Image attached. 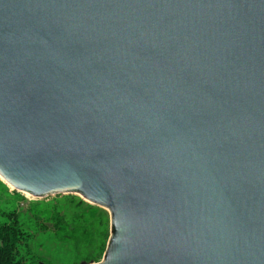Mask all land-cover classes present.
<instances>
[{
	"label": "water",
	"instance_id": "obj_1",
	"mask_svg": "<svg viewBox=\"0 0 264 264\" xmlns=\"http://www.w3.org/2000/svg\"><path fill=\"white\" fill-rule=\"evenodd\" d=\"M0 178L110 212L80 264H264V0H0Z\"/></svg>",
	"mask_w": 264,
	"mask_h": 264
},
{
	"label": "rangeland",
	"instance_id": "obj_2",
	"mask_svg": "<svg viewBox=\"0 0 264 264\" xmlns=\"http://www.w3.org/2000/svg\"><path fill=\"white\" fill-rule=\"evenodd\" d=\"M2 223L20 228L17 249L26 264H80L87 257H95L94 263H100L111 236L110 212L84 201L80 195L33 198L0 178ZM71 237L77 240L73 242Z\"/></svg>",
	"mask_w": 264,
	"mask_h": 264
},
{
	"label": "trees",
	"instance_id": "obj_3",
	"mask_svg": "<svg viewBox=\"0 0 264 264\" xmlns=\"http://www.w3.org/2000/svg\"><path fill=\"white\" fill-rule=\"evenodd\" d=\"M71 234L74 233L71 230ZM20 228L11 223H2L0 224V264H26V262L19 257L17 246L20 242ZM77 239L71 237V241H75ZM76 255H79L78 247L74 246ZM95 257H87L83 259L81 262H94Z\"/></svg>",
	"mask_w": 264,
	"mask_h": 264
}]
</instances>
